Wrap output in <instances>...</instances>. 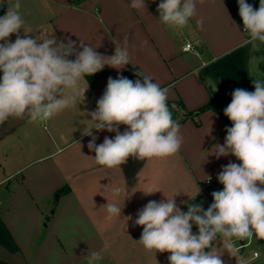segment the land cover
<instances>
[{"label":"crops","instance_id":"obj_1","mask_svg":"<svg viewBox=\"0 0 264 264\" xmlns=\"http://www.w3.org/2000/svg\"><path fill=\"white\" fill-rule=\"evenodd\" d=\"M6 2L15 0L0 3V15L6 12ZM145 2L146 12L131 8V0L74 4L21 0L25 28L32 30L33 38L55 36L58 42L70 39L77 46L83 41L109 56L127 38L130 64L120 71L108 66L102 71L114 76L129 70L136 76L140 71L169 88L168 106L180 124L183 144L173 156L145 159L131 180L134 157L120 169L98 165L95 152L87 147L92 137L84 134L95 126L90 113L96 110L109 75L93 83L85 77L78 85L75 105L48 121L25 116L0 136V264H89L86 256L91 251L103 257L95 264H169L170 253L147 251L138 243L143 231L135 224L138 211L165 197H174L184 212L189 204L207 210L213 203L212 192L223 189L217 179L222 166L240 163L232 155L217 159L212 154L213 146L223 145L227 135L226 121L218 111L224 114L235 89L254 92V78L264 79V43H246L249 37L242 30L237 0L198 2L196 17L182 29L158 20L160 0ZM246 2L259 8V0ZM9 39L14 42L16 36ZM187 43L193 49H184ZM209 79L217 82L216 92ZM87 87L83 97L79 89ZM73 94L71 89L65 92ZM210 101L218 111L209 107L195 118L186 116ZM8 120L0 125V132ZM125 128L121 125L120 132ZM92 134L99 145L116 133L93 128ZM117 186L122 214L108 218L101 206L113 202ZM192 231L198 233L196 225ZM252 243L253 238L243 244L234 241L245 264H264V239L246 254ZM214 246L224 264H237L219 238Z\"/></svg>","mask_w":264,"mask_h":264},{"label":"clouds","instance_id":"obj_2","mask_svg":"<svg viewBox=\"0 0 264 264\" xmlns=\"http://www.w3.org/2000/svg\"><path fill=\"white\" fill-rule=\"evenodd\" d=\"M198 2L203 0H160L158 20L182 29L196 17ZM237 2L243 31L249 37L246 43H264V0H259L258 9L246 0ZM6 3V12L0 15V125L10 117L48 121L75 105L78 85L85 77L105 66L120 71L131 62L127 38L110 56L83 41L77 46L70 39L58 42L55 36L33 38L29 35L32 30L25 28L21 0ZM130 7L147 9L145 0H131ZM12 35L16 36L14 42L9 39ZM135 75L142 79L109 77L96 110L90 113L94 129L116 133L99 145L93 128L84 134L92 137L87 147L95 152L94 160L100 166L120 169L129 157L165 158L182 147L180 124L168 106L169 88L153 82L151 75L140 71ZM208 83L213 92L218 90L216 81L209 79ZM253 84L254 92L235 89L223 110L232 126L226 128L224 144H215L212 154L217 159L232 155L240 163L222 166L217 179L223 189L212 192L213 203L207 210L201 204H189L184 212L174 197H165L159 202L149 201L137 213L135 224L143 227L138 243L147 251L170 253L169 264H224L222 253L214 246L218 238L237 264H245L234 241L264 239V79L254 78ZM69 89L74 94L66 96ZM87 89H79V94L84 97ZM121 125L126 126L123 132ZM120 195L121 188L114 187L113 202L101 206L108 218L121 216L117 203ZM193 225L198 233H193ZM102 258L96 251L86 256L89 264Z\"/></svg>","mask_w":264,"mask_h":264},{"label":"trees","instance_id":"obj_3","mask_svg":"<svg viewBox=\"0 0 264 264\" xmlns=\"http://www.w3.org/2000/svg\"><path fill=\"white\" fill-rule=\"evenodd\" d=\"M78 1H79V0H70V2L73 3V4L76 3V2H78ZM102 75H109V76L112 77L113 79H115V78L118 77V76L110 75V74H108V72H106V71L104 70V71H100V72L94 74L93 76H89V77H87V78L90 80V82L93 83L98 77H100V76H102ZM120 75H122V76H124V77H127V78L130 79V80H133V78H135V80H136V79H139L137 76H134V73H133L132 70L125 71V72H123V73L120 74ZM120 75H119V76H120ZM209 107H210V108H213V109H215V110L218 111V108L216 107L215 103L212 102V101H210L208 104L204 105L203 107H200L199 109H196V110H194V111H190V112H188V113L186 114V116H190V117L195 118L196 115H197L199 112H201V111H203L204 109H207V108H209ZM218 112H219L220 115L225 119V121H226V126H227V127H231L232 124H231L230 121L224 116V114H223L221 111H218Z\"/></svg>","mask_w":264,"mask_h":264},{"label":"water","instance_id":"obj_4","mask_svg":"<svg viewBox=\"0 0 264 264\" xmlns=\"http://www.w3.org/2000/svg\"><path fill=\"white\" fill-rule=\"evenodd\" d=\"M21 120L22 119L10 117L9 120H8L7 126L0 132V136H3L6 132L11 130L13 128V126L15 124H17ZM145 159H136V158H134V162H133V164L130 167V170H131L130 180H131L132 175L134 174V172L144 163ZM240 242L243 244L244 240H240Z\"/></svg>","mask_w":264,"mask_h":264},{"label":"rangeland","instance_id":"obj_5","mask_svg":"<svg viewBox=\"0 0 264 264\" xmlns=\"http://www.w3.org/2000/svg\"><path fill=\"white\" fill-rule=\"evenodd\" d=\"M260 238H256V237H253V243L249 246L246 247V254H249V252H251L252 250H254L256 248V243L255 242H258Z\"/></svg>","mask_w":264,"mask_h":264},{"label":"built area","instance_id":"obj_6","mask_svg":"<svg viewBox=\"0 0 264 264\" xmlns=\"http://www.w3.org/2000/svg\"><path fill=\"white\" fill-rule=\"evenodd\" d=\"M244 28V25H242V30ZM245 32V31H244ZM184 49H193V46L190 44V43H187L185 46H184ZM210 181L206 180V183H209ZM255 255H257V253L255 252L254 253Z\"/></svg>","mask_w":264,"mask_h":264}]
</instances>
